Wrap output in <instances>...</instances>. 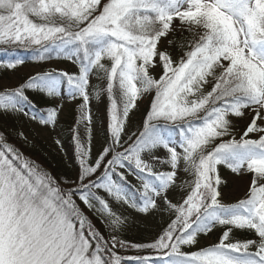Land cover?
<instances>
[{
  "label": "snow or ice",
  "instance_id": "snow-or-ice-1",
  "mask_svg": "<svg viewBox=\"0 0 264 264\" xmlns=\"http://www.w3.org/2000/svg\"><path fill=\"white\" fill-rule=\"evenodd\" d=\"M177 31L190 34L187 45L169 39ZM20 52L76 71L29 75L0 91V111L55 129L65 99L75 103V165L71 177H54L0 133V264H264V0H0V67L22 65ZM29 92L52 106L37 110ZM101 97L93 151L91 101ZM235 118L246 124L239 134ZM221 168L239 178L240 198L225 200ZM181 170L192 179L173 203ZM113 204L169 221L132 242ZM213 230L218 240L202 246Z\"/></svg>",
  "mask_w": 264,
  "mask_h": 264
},
{
  "label": "rangeland",
  "instance_id": "rangeland-1",
  "mask_svg": "<svg viewBox=\"0 0 264 264\" xmlns=\"http://www.w3.org/2000/svg\"><path fill=\"white\" fill-rule=\"evenodd\" d=\"M178 23V22H177ZM187 36H190L187 32H185ZM184 32L177 31L175 33V37L179 38ZM172 39V36L169 39ZM50 68H58L68 72L76 71L75 65H73L70 61L67 60H53L45 63H23L22 65H18L16 68L8 69L6 67H0V91H3L5 88H12L18 86V83L22 82L29 75L35 74L37 71H46ZM152 75L159 78V74H161L160 68H155L150 70ZM97 79L93 75L91 78V83L96 84ZM146 103L150 105V99L147 101H141L140 107L134 110L131 114V121L129 124H133L137 122L139 119L142 120L143 115V107L146 106ZM102 107V100H97L95 98L91 101V112L93 116V151L99 147L100 142L102 141L101 136L103 135V131L101 128V123L96 121L94 117V112L100 111ZM14 120L16 127L26 136L29 140L34 142H42L47 144L48 147L52 148L54 151H57L59 155H66V157L71 161L75 160L74 157V144L67 142V140L62 136V131L64 129V122H71V126L75 125L76 120V104L70 103L65 99L63 110L58 117V123L53 129L52 127H45L39 124L37 121L31 120L28 116L23 114H14V113H4L0 111V133H3L2 129L7 127L8 118ZM69 118V120H68ZM250 120V117H249ZM235 132L237 134L241 133L243 129L246 127V124L240 119H234ZM81 135L84 134V129H80ZM253 135V134H250ZM5 136V135H4ZM59 140L60 143H56ZM163 154L162 150L161 153ZM65 157V156H64ZM222 177L227 181L225 186H221V190L224 194V198L226 201H234L235 199L240 198L242 193L238 190V177L235 174L231 173L229 170L224 172ZM192 177L188 174L184 173L182 170L180 171L177 181L176 187L171 189L168 193V197L172 200L173 203H178L181 201L182 196L186 194V191L181 189L180 185L187 180H191ZM83 207V205H81ZM113 208L116 211L122 212L125 216L129 218L128 225L129 228L135 229L139 228L142 225V229L150 225L151 221L157 217L158 211L152 212L150 214H142L136 212L132 208H128L127 206L120 208L119 206L113 204ZM87 212V209H85ZM92 213L88 212L90 216ZM156 216V217H155ZM139 224V225H137ZM124 238V237H123ZM128 239V238H126ZM202 246H207V241L216 242L218 240V232L213 230L207 237H200ZM187 250V249H185ZM122 251V250H120Z\"/></svg>",
  "mask_w": 264,
  "mask_h": 264
},
{
  "label": "trees",
  "instance_id": "trees-1",
  "mask_svg": "<svg viewBox=\"0 0 264 264\" xmlns=\"http://www.w3.org/2000/svg\"><path fill=\"white\" fill-rule=\"evenodd\" d=\"M191 36H187L186 33L181 35V37L176 38L175 33L172 35V39H176L178 42L183 41L185 45H187V40L190 39ZM171 39V38H170ZM174 56L178 58L180 53L179 48H174L172 49ZM19 55L23 56L25 59L24 63H36L32 61L30 58V54L27 52H20L18 53ZM3 59H7V57H2ZM63 60V59H59ZM42 64V63H41ZM161 73H162V68ZM152 74V72H151ZM95 76V74H94ZM96 78V76H95ZM157 78V77H156ZM27 79V78H25ZM24 79V80H25ZM97 79V78H96ZM158 79V78H157ZM22 80V82L24 81ZM99 83L97 80L96 84ZM95 85V84H94ZM30 99L33 101V103L36 105V109H42L46 107L52 106L51 101L47 100L45 97H41L37 95L36 93L29 92L28 93ZM152 93H149L148 96L150 97ZM102 100V107L101 110L98 112H94V117L96 118L97 122H102V118L106 116V97H101ZM143 115H146V106L143 107L142 109ZM30 118V117H29ZM7 120V127H4L2 129L5 139L8 143L12 144L14 147H16L21 153L26 158H29L33 161H35L36 164L40 165L42 168L46 169L48 172H50L54 177L57 178H62V177H71L74 172V165H75V160L70 161L66 155H59L57 151H54L52 148L48 147L47 144L42 143V142H34L29 139L24 140L21 138L19 135L20 130L16 127L15 122L13 119L10 117ZM69 120V118H68ZM142 120L139 119L137 122L133 124H129L128 128L130 131H135L138 126H141ZM71 122H64V129L62 131V136L67 140L69 143H73L72 140V126ZM101 139H103V135L101 136ZM74 144V143H73ZM65 156V157H64ZM166 170V169H165ZM228 170L226 168H221V176L224 175V172ZM129 181L133 184L136 185L137 187L138 182L137 180L129 176ZM222 179H224L222 177ZM222 186H225V183L222 184ZM82 207V206H81ZM157 217L153 219L150 223L149 226L144 227L143 229L141 228L142 225H140L139 228L131 229L134 227L129 228L130 225L127 226V228L121 233L122 238L132 241V242H148L153 236L157 235L159 230L166 226L167 222L169 221V214L168 213H162L158 211ZM91 219L93 222L96 224L98 228L101 229L102 232H104L105 236H107V232L104 231L102 225L100 224L99 220L93 216L92 214L90 215ZM139 225V224H137ZM236 237L237 238H252L251 234L237 230L236 232ZM121 255L124 256H134V255H145V252H136L135 250H129L127 252L125 251H120Z\"/></svg>",
  "mask_w": 264,
  "mask_h": 264
}]
</instances>
